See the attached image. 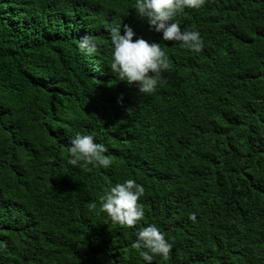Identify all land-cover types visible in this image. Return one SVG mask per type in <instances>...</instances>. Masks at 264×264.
<instances>
[{"label":"trees","instance_id":"16d2710c","mask_svg":"<svg viewBox=\"0 0 264 264\" xmlns=\"http://www.w3.org/2000/svg\"><path fill=\"white\" fill-rule=\"evenodd\" d=\"M134 4L0 0V264H148L133 242L149 223L174 245L151 264H264V0L179 13L199 53L163 40ZM117 20L171 61L151 93L110 69ZM87 34L91 55L77 48ZM77 132L107 146L110 167L69 163ZM128 178L145 187L131 227L99 199Z\"/></svg>","mask_w":264,"mask_h":264},{"label":"clouds","instance_id":"9594fccd","mask_svg":"<svg viewBox=\"0 0 264 264\" xmlns=\"http://www.w3.org/2000/svg\"><path fill=\"white\" fill-rule=\"evenodd\" d=\"M205 0H135L134 10L138 18L146 20L156 32L162 33L165 41L181 42L183 46L199 53L204 48V40L198 30L182 28L175 17L186 8L199 9ZM135 33L119 20L108 25V38L111 45L110 69L120 80L135 84L139 93H151L162 79V74L171 69L172 64L160 43L149 42L143 38L133 39ZM78 50L86 55L97 51L93 36L87 34L77 41ZM69 163L73 166L84 162L91 171L92 167L108 168L112 164L108 148L104 143L97 142L92 134L77 132L70 138L67 147ZM145 193L143 184L133 178L110 186L100 196V210L107 217L125 226H136L145 217V209L140 198ZM95 208V202L92 203ZM196 213H190L189 219L195 221ZM133 246L140 250V256L151 264L157 255L168 259L173 243L166 238L161 228L149 223L138 228Z\"/></svg>","mask_w":264,"mask_h":264}]
</instances>
